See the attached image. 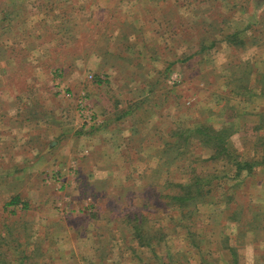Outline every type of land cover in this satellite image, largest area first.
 I'll list each match as a JSON object with an SVG mask.
<instances>
[{"label": "rangeland", "instance_id": "1", "mask_svg": "<svg viewBox=\"0 0 264 264\" xmlns=\"http://www.w3.org/2000/svg\"><path fill=\"white\" fill-rule=\"evenodd\" d=\"M166 1L0 0V264H264V0ZM206 38L217 43L201 52ZM29 45L43 58L39 76L37 58L15 64ZM90 50L110 63L107 86L94 82L99 63L75 69L65 60ZM29 78L46 81L49 97L78 96L83 86L82 100L97 108L92 117L141 97L124 118L131 129L120 157L110 144L85 145L27 166L41 153L23 149L6 124L15 113L11 87ZM54 104L77 121L74 98ZM198 126L231 129L229 149L236 162H258L252 173L211 159L212 148L192 136ZM46 138L51 147L60 142ZM195 173L211 182L207 197L182 210L173 185Z\"/></svg>", "mask_w": 264, "mask_h": 264}, {"label": "crops", "instance_id": "2", "mask_svg": "<svg viewBox=\"0 0 264 264\" xmlns=\"http://www.w3.org/2000/svg\"><path fill=\"white\" fill-rule=\"evenodd\" d=\"M99 4H102V3H99ZM97 21H99V20L97 19ZM88 24H90V23H88ZM99 24L100 25L102 24L101 21H99ZM117 30L119 31L120 29H117ZM118 31L115 30L114 35L112 34V36H110V39L117 37L116 35H117ZM152 32L156 33L155 31H152ZM173 33L176 34L175 30H173ZM101 35H105V33L102 32ZM118 35H119V33H118ZM106 36H107V34L105 35V37ZM124 36L127 37V35H125V34H124ZM28 42H29V40H28ZM13 47H14V42L11 43V48L13 49ZM36 49L37 48H35V47L31 48V46L29 45V47L27 48V51L25 53L23 52L24 55H19V57H17L15 59V64L17 66L22 65V63L32 64L33 60L37 58V62L39 63L38 64L39 69H36V70H39V71H37L38 76H39L40 72H41L40 64L42 65L41 61L43 58L40 55H37L39 53L36 52L37 51ZM83 54H87V55H83ZM99 54H97V51H91V50L88 51L87 53H80L77 51H72V54H71L72 56L70 57V59H65V60H68L70 62V60L72 59V67L74 68V66H76L75 69H77L78 65L80 63H82L81 61H83L84 64L88 63L89 65H87V67H89L91 65V63L88 62L89 60H90V62H92L94 64L99 63V64L95 65V68H94V71L99 74L100 72L97 70L102 71V70H104L103 69L104 67H105V70L110 69V63L109 64L106 62L101 63V61L96 62L97 57L101 56ZM9 60H10V62H12V58H10ZM65 60H61L57 66H59V67L62 66V67H60L61 70H64L67 72L68 69L67 68L63 69V67H65L64 64L69 65L70 63H67ZM118 65H120V64H118ZM111 67H113V66H111ZM23 69H24L23 72L25 73V67L24 66H23L22 70ZM42 69L44 70V68H42ZM36 70H34V71H36ZM104 72L105 73H103V71H102L99 75L100 82H101L100 84L102 86L103 85L107 86L109 84V79L107 81V77L105 75H106V73H108V71H104ZM36 75H37V73H36ZM29 79L31 81V78H29ZM15 80H16L15 86L11 87V90L13 91L11 93L13 96L11 95V98L7 97V100H14L15 101V104L11 103V104H9L10 106L8 107L9 117H10V115H12L11 112H15V113H13L14 116H11L12 120L10 121V123L6 124L8 130L9 129L13 130V132H11V133L8 132V134H9V136L14 137L15 139H16V136L23 137L24 140L19 143L20 145H23L22 146L23 149L27 148V150H32V151L38 150V152L41 153L40 158L37 159L36 162L34 161L33 164L29 163V164H27V166H33L34 167L36 164H38V162L41 165H44L45 162L47 163L48 160H47L46 155L49 151H51L52 153H55V151L57 150V152H59L58 154H63L65 156L66 152L69 149H71L72 147H73V149H78V148L81 149L85 145L87 146V148L98 149L102 145L105 148L106 145L110 144L109 148H108V152L113 153V157L114 156L120 157V153H119L120 148L126 146L125 144H123L124 143L123 135H126L127 131L129 129H131V126H128V125L126 126L127 121L124 118L130 114H135V112L137 113L139 103H136V102L141 100V97L133 100V103H132V100H130V99H129V101H127L128 100L127 98H129V97H127L126 101H123L125 103V108L124 109H123V107L120 108L121 112H118L114 115V114L105 112V109L103 111L100 110L101 113H98L97 115L94 114L93 120L87 121L88 123L85 122L84 124L79 125V118H81V116H83V114H84L82 105L84 104L85 101H83L84 99L82 100L83 97L81 96V94L83 93V92H81L83 90V86H82V89L80 90V94L78 96H74V94H72V91H71L72 95H70V96L67 95L68 97L66 95H64L63 93L60 94L61 97L50 95L52 97V99H54V101H51V99H50L51 97H49L48 95H43L47 91L46 90L47 84L45 83L46 81H43V83H42L41 79L35 80V81L33 80V81H31V84L26 86L28 81L27 82L24 81V83L21 82L19 85V83L17 82V79H15ZM37 82L39 83V85L37 84ZM74 82L75 83H73V87L75 88L77 85V82L76 81H74ZM100 84H98V85H100ZM122 84H123V82H122ZM135 86H137V83L135 84ZM122 87H123V85H122ZM17 88H20V90H17ZM31 90L33 92V93L31 92L32 96L31 95L29 96V94H28L29 97H27L28 91L30 92ZM16 94H18L20 96H23L25 94L23 97V101H21L20 97H18ZM126 94H127V90L124 91V95H126ZM62 97L68 98V99L74 98L75 101L77 102L76 109L74 108L73 112H74V110H77V108H79V111L77 110V116L79 115V117L75 123L68 122V120H71L72 116L74 115V113L71 112L70 107H67V106H64V107L58 106L57 107L54 104L56 98L59 100ZM86 102L84 105L86 107L85 110H89L90 114L92 115L91 111L92 110L97 111V108L93 106L94 108L91 110L90 109L91 106L89 108L88 104H92V103H90L89 99H87ZM94 102L97 105V102L95 99H94ZM134 103H136V104H134ZM6 111L4 110L3 114ZM57 116L59 117L58 119H57ZM2 117H3V115L0 116V118H2ZM1 124L3 125L5 130H7L5 124L0 123V127H1ZM80 126H81V128L79 129ZM88 126L91 127V129H93L92 127L98 126L100 128V130L97 131L96 133L95 132L89 133V127ZM33 131H35V132L33 133ZM52 134L53 135L58 134V140H60L59 144L57 143L53 147H51L49 145V143L47 142V141H49V139L46 138L47 135H52ZM68 135H70L71 139L67 138ZM64 136H65L64 139H60V138H63ZM27 138H28V141L26 142L25 139H27ZM15 139L13 141H15ZM32 142H34L35 144L33 145ZM53 142H55V141H53ZM155 143L156 142H153L151 145L154 146ZM36 144H40V145L38 146ZM42 145L44 146V149L41 148ZM59 145H61V146H59ZM49 146L51 147L52 150L49 149L50 148ZM58 146H59V148H58ZM38 147H40V148H38ZM46 148H48V149H46ZM155 148L157 150V146ZM28 158L31 161V157H28ZM50 162L55 163V158L51 157L47 164H49ZM116 163H119V162L117 161ZM99 164H101V163H97L98 166H99ZM57 165L62 166L61 163L57 164ZM50 167L52 168L51 164H50ZM102 167L106 168L107 166L101 165L99 167V169H101Z\"/></svg>", "mask_w": 264, "mask_h": 264}, {"label": "trees", "instance_id": "3", "mask_svg": "<svg viewBox=\"0 0 264 264\" xmlns=\"http://www.w3.org/2000/svg\"><path fill=\"white\" fill-rule=\"evenodd\" d=\"M47 0H42L41 4H39L41 7H44L46 5ZM166 2H169L167 0ZM205 20H203L204 22ZM197 19L193 20L191 24L197 23ZM172 24V23H170ZM191 27V26H190ZM175 32L177 29L174 27ZM233 39L238 40L237 34L232 35ZM207 42L209 45H207ZM217 43V39H213L211 41H208L206 38V41L202 44L200 51L205 52L208 48L214 47ZM257 41L254 40L251 42V45L256 44ZM243 44V43H242ZM258 85H261L264 88V75L258 76ZM94 82L101 83L99 76L94 77ZM192 136H197L200 141H202L204 144L208 145L212 148V155H210V158L217 161H222L225 158H228L227 162H233L237 169V174L240 173L241 170H250L251 173L252 170L256 165H258V162H248L243 160H237V157L232 155V152L229 149V138L233 134L231 129H228L227 127L225 129H214L210 126H198L192 131ZM202 161V160H199ZM251 167V168H250ZM235 177H238L235 175ZM200 173H195L191 176V181H189L187 184L183 182H177V183H170L171 186L173 185L172 192L174 193V197L172 198H178L180 200V205L182 210L186 208V206L194 205L198 201H204V198L207 197L206 187L211 182L204 181L201 179ZM190 180V179H189ZM176 187H179V189H176ZM186 189V191H184ZM182 190V191H181ZM17 201H12L10 204H15ZM256 214V213H255ZM131 218V217H130ZM138 217L135 216L134 219H137Z\"/></svg>", "mask_w": 264, "mask_h": 264}, {"label": "built area", "instance_id": "4", "mask_svg": "<svg viewBox=\"0 0 264 264\" xmlns=\"http://www.w3.org/2000/svg\"><path fill=\"white\" fill-rule=\"evenodd\" d=\"M91 77L93 78V75H92ZM84 105H85V102H84V104L82 105V107H83L84 114H85V113L87 114V118H88V119H86V120H87V121H91V120L93 119V117H92V115L90 114V111H89V110H85L86 107H85Z\"/></svg>", "mask_w": 264, "mask_h": 264}]
</instances>
